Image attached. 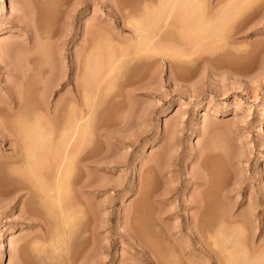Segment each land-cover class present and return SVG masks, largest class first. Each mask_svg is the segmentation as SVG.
Listing matches in <instances>:
<instances>
[{"label": "rangeland", "instance_id": "rangeland-1", "mask_svg": "<svg viewBox=\"0 0 264 264\" xmlns=\"http://www.w3.org/2000/svg\"><path fill=\"white\" fill-rule=\"evenodd\" d=\"M174 1L0 0V264H64L66 256L76 257L87 246L90 252L93 246L99 249L92 256L100 264H223L226 255L246 249L252 240L262 244L259 252L264 251V0ZM41 6L48 14L41 19L44 26H39ZM172 7L175 12L193 8L197 18L205 14L213 27L188 36L176 23L158 28L166 43L180 52L172 57L175 67L170 65L172 58L158 50L151 54L139 49L141 54L133 55L139 61L133 56L116 61L122 70L115 71V85L106 89L91 118L92 124L107 129L89 138L88 149L103 157L89 168L90 177L102 188L98 192L88 187L80 197L71 194V202L88 210L78 216L69 247L66 244L61 252L65 256H51L49 244L37 238L43 218L52 226L55 207L35 183L31 165L16 162L19 144L10 128L20 116L16 109L6 112L7 103L13 94L25 92V103H33L27 105L28 113L40 109L41 87L51 75L47 65L54 61L63 65L64 78L50 95L47 92L48 99L52 109L59 101L64 104L77 68L82 70L77 80L84 78L85 41L89 44L91 39L101 48L109 43L123 47L132 26L140 23H133L139 15ZM104 53L106 62L109 51ZM75 57L81 61L77 68ZM134 81L142 86L134 90ZM126 94L130 98L124 99ZM98 114L103 120L96 118ZM209 150L217 155L203 157ZM109 160L111 169L106 167ZM202 160L210 162L206 161L211 170L199 167ZM50 170L49 165L42 168L46 181L48 176L52 180ZM204 176L213 182L203 186ZM115 183L121 185L114 188ZM197 197L208 200L209 210L206 207L202 214L197 213ZM252 212V228L240 226L239 219ZM222 220L228 227L226 236L220 232ZM85 241L88 245L83 247Z\"/></svg>", "mask_w": 264, "mask_h": 264}, {"label": "bare ground", "instance_id": "bare-ground-1", "mask_svg": "<svg viewBox=\"0 0 264 264\" xmlns=\"http://www.w3.org/2000/svg\"><path fill=\"white\" fill-rule=\"evenodd\" d=\"M177 1L179 3L180 0H176V3H177ZM182 1L183 0H181V4H183ZM188 1L189 0H187V2ZM173 2H175V1L173 0ZM169 4H170V2H169ZM192 5H193V3H192ZM179 6H181V5H179ZM34 7H35V5H34ZM163 7H164V5H163ZM185 7H187V6H185ZM188 7L190 8V5H188ZM196 7H197V4H196ZM41 8H42V6L39 8L41 10V11L39 10V12H40V15H39V19H40L39 26L40 25L44 26L45 23L40 24V23L43 22V20H41V19H42V17L44 19V16L48 17V14L45 15V13H47V12H45L44 8H42V9ZM173 8L174 7H172L168 11H163V9H161V11H154L155 14H154V12L150 11L151 9L150 10L148 9L146 13H143L145 15H143L142 17H140V15L137 18L134 17V18H136L135 19L136 21L134 20L135 22L133 21V23L135 24L137 22V19H138V21L140 20L139 21L140 23L137 22L134 26H132L133 28L131 27L133 30L130 32V35H128L126 37V44L125 45L123 44V47L122 46L120 47L121 49L118 48L119 46H117V48H115L116 46H113L112 43L111 44L109 43V45L106 43L108 46L105 47V45H103L104 48L103 47L101 48L102 44L98 45V44H96L97 42H94V41H93V44H91V42H92L91 39H89L91 41V42L89 41V44H88L87 41H85L84 42L85 44L82 45L83 47H82V53H81V54H85V56L82 57L81 54L79 56V57H82L81 58L82 59V63H83L84 59H85L84 63L85 64L87 63L86 64L87 67H85L84 70H83L84 75L82 74L84 76V78L82 77L81 81L77 80V74H79L80 71H82V70L78 71L79 69L77 67H79L78 65L81 64V61L77 57H75L74 66H76L77 70H75L74 71L75 73H73V74H75V75H73L74 76L73 77L74 81H73V84H72L73 86L68 91L67 100L64 102V104L61 105L60 101L58 100L59 103H56V105L54 103L55 107H54V109H52V106L50 105L51 102L48 99L49 95L51 94L50 92H53L52 91L53 87L56 86V85L61 84L62 79L64 78L63 77V65L57 66V65L53 64L54 61H52V65H50V66H48L49 64L47 65V67L50 68L49 70L51 72V75H49L47 77L46 81H45V78H44L45 82H43L44 84H42V87H41V89L44 92L41 93V96L39 95L41 97V98H39V100L41 101L40 104L43 105V106L40 107V109H37V110L33 111L31 114L28 113V110H29L28 107L30 105H32L33 103L32 104L30 103V105L25 103V101H24L25 97L24 98L22 97V95L25 92H22V94L21 93H17V94L15 93V95L13 94V97L7 103V107L8 108L6 107L7 108L6 112L10 113L11 109L12 110L16 109L18 111V116H20L17 119V121H16L15 127L14 128H10V129H13L12 134L14 133V135L17 137V139H16L18 141L17 144H19L18 145L19 148H17V151L15 150L17 152L16 153L17 154L16 155V157H17L16 162L17 163H23V164L28 163L29 165H31L29 168L30 169H31V167L33 168L32 172H34L33 175H35V177H36L35 180L37 181L35 183H37V185L38 184L41 185L40 188L43 190V193H45V196H47V202H48V199H50L49 202H52V204L55 207L53 213L51 212V215L53 216L52 217V220H53L52 221V226H50L51 224L48 225V219L47 218L44 219L43 218L44 215H41V216L37 215L39 217L36 216L37 218H41L43 216L42 218H43V221H44V224H43V222L40 220L42 222V224H43V225H41L43 230L41 231V233L39 234L37 239L38 240L40 239L42 242H45V243L49 244V248L47 250H49V252H51V256H53L55 253L58 254L57 255L58 257L62 256L60 254H64V252L63 253H61V252H62V250L64 251L66 244L69 242L70 236H72V234H71L72 233L71 232L72 229L75 230L73 227L75 226V223L77 222L76 221L77 218L79 219L78 216L81 215V214L83 215L88 210L86 205H85V207H83L81 203L79 205L78 203H73V201L71 202L70 201L71 194L75 193L74 195L80 197V196L83 195L85 189L88 188V187L94 186L95 187L94 189L96 191H98V192L102 188V184L101 183H96V178L95 177H90L91 175L89 173L90 172L89 168H90L92 162H99V160H100L99 158H103V157H98L97 154L92 153V149L91 150H88V149H90L89 148V138L90 137H94V136L100 137V136H102L104 134V132L102 130H107V129L105 127L104 128L100 127L99 124H95V123L92 124L91 123L92 122L91 118L95 117L93 114H94L95 110L98 109L97 107L102 102V99L104 98V95L107 92L109 86L110 87L113 86V84L115 82V80H114L116 78L115 74L117 73L115 71H117V69H119V67L121 68V63H117V62L118 61L121 62L122 59L125 58V56L126 57L128 56L127 59L131 60L129 58V56L136 55L137 52L139 54H141L139 49H142L145 52L151 50V52H152L151 54H153V50H158L159 53L162 52V54H164V56H163L164 58H166V59H168V58L170 59V57L174 58V56L177 55L176 54L177 51H178L177 47H175L177 49V51L173 47L171 48L168 45L169 43H166L165 36H163L162 33H160V31H159L160 29H158L159 27L163 26L166 23L167 24H171V25H173L172 23H176L178 25V29L181 31V33H185V35H186L187 32L188 33L189 32L193 33V32H195L197 30H206V29H208V27H210V28L213 27V26L211 27V24L207 23V22H211L212 23V21H209L210 19H208V17L205 14L199 15V17L197 18V16L195 15L196 12H195V10H193V8H192L193 12L192 11H190V12L189 11L188 12L185 11L188 8L187 9L185 8L184 11L178 10L179 12L178 11L175 12V10H174L175 8L174 9ZM194 8H195V6H194ZM29 9H30V7H29ZM47 10H48V8H47ZM127 14L128 13H126V15ZM40 16H41V18H40ZM154 16H155V18H154ZM204 18L208 19V21H206V19H204ZM203 19L205 20V22H206V24L208 26L205 23H204V26H203V23H202V25H200L201 24V20H203ZM146 20L149 21V22H147ZM186 20L187 21L189 20V21L187 22ZM169 21H171V22H169ZM185 21H186V23H185ZM190 21H192V22H190ZM128 22H129V20H128ZM127 24L128 23L126 22V24H124V25L126 26ZM130 26H128V27H130ZM174 26H176V25H174ZM202 26H203V28H202ZM205 26H207V27L205 28ZM218 26H220V25H218ZM36 27H37V25H36ZM38 28L39 29L41 28V31H42V27H38ZM109 32L111 34L110 30H109ZM41 33H39V34H41ZM43 33H45V30L43 31ZM188 33H187V36L190 35V33L189 34ZM46 34H48V33H46ZM51 35H53V34H51ZM43 36H45V35H43ZM114 36H113V38H114ZM180 36H182V35H180ZM35 47H36V45H35ZM105 48H106V50H105ZM53 50H54V48H53ZM104 51L105 52L109 51L108 54L111 55V56H109V55L106 54L109 57V58H107V61H106L107 63L105 62V59H103V57L105 58V53L101 54ZM178 53H180V52L178 51ZM52 54H53V51H52ZM181 54H183V53L181 52ZM27 55H30V54H27ZM148 55H150V54H148ZM101 56H102V58H101ZM141 56H143V54ZM17 57H18V54H17ZM26 57H28V56H26ZM37 57H39V56H37ZM137 57H139V56H137ZM181 57L182 56H180L178 58H181ZM50 58H52V57H50ZM53 58H54V56H53ZM98 58H100V61H99ZM133 58L135 59L136 57L133 56ZM173 58H172V62L173 63L171 62L170 65L173 64L172 66L175 67V64H174L175 61H173L174 60ZM39 59H40V57H39ZM39 59H38V62H39ZM136 60H137V58H136ZM139 60H137V61H139ZM28 62H30V61H28ZM47 62H49V60ZM98 62H100V63H98ZM45 63H44V65H45ZM57 64H59V63H57ZM162 64H163V62H162ZM120 70H122V68ZM21 73H23V72H21ZM176 73H178V72H176ZM23 74H25V72ZM30 75H32V74H30ZM133 76H135V75H133ZM21 77L23 78L24 75H21ZM142 80L140 82H142ZM69 81H70V79H68V82ZM135 81L132 82V83L134 84ZM144 82H146V81H144ZM21 84H23V82ZM133 84H132V88L134 90L142 86V84L139 85L140 83H138V85H137V83H135L136 85H133ZM18 87H20V85ZM110 90L111 89H109V92H110ZM20 91H22V89H20ZM128 91L129 92H133L132 90L130 91V89ZM47 92L49 93V95L47 94ZM126 93L129 94L127 91H126ZM43 94H44V96H43ZM127 94H126V96H127ZM114 96H113V99H114ZM129 96L125 97L124 99H128ZM27 105H28V107H27ZM31 111H32V109H31ZM218 112L219 111H217V114H219ZM26 113H28L30 116L27 115ZM23 114H25L26 116H29V117H26ZM16 115H17V113H16ZM102 116H103V114H102ZM102 116H101V114H98V117H96V118L99 121H101V120H103ZM212 149H214V148H212ZM212 151L213 150L207 151L205 153V155H203V157L204 156L206 157L207 155L209 157V155H211L212 153H215V151H213V152ZM202 154H198L197 156L199 158H202L201 157ZM215 155H217V154L215 153ZM211 156H210V158H211ZM203 159H205V158H203ZM202 161H201V166H199V167H203L204 170H206V171L209 170L210 167L207 168V165H208L206 163L207 160H202ZM111 162L112 161L109 160L107 162V164H106V167L111 169V167H113V166L110 165ZM208 163H210V162H208ZM46 165L47 166L48 165L51 166L52 170H50V171L53 172V173H51L52 174L51 175L52 180H50L51 178H50V176H48L49 177L48 181L50 183L48 181H46L47 177H46V179H44V177H42V173H43L42 168L44 166H46ZM104 167L105 166L98 167V168H104ZM39 168L41 170H39ZM197 168H198V166H197ZM27 169H28V166H27ZM198 169L200 170V168H198ZM206 176H208V175H206ZM202 178H203V176H202ZM212 180H214V179H210V178L204 176L203 181L200 182V183L203 186L204 185L206 186L207 184L208 185L211 184L213 182ZM131 184H132V182H131ZM112 185H113L114 188H116L119 185H121V183H115V184H112ZM36 188L38 189V187H36ZM209 194H210V191H209ZM43 196H44V194H43ZM48 196H50L51 198H49ZM79 197H78V200H79ZM197 198H198L197 199V213L206 212L207 211L206 207L208 209V205H209L208 203H206L207 198L205 199V201H202L203 198H201V199H200V197H197ZM50 206L51 205H49V208H51ZM52 209H53V207H52ZM52 209H51V211H52ZM36 213H37V211H36ZM49 213H50V211H48V214ZM254 214L255 213L252 212V213L249 214V216H246L244 218L239 219V222L241 224L240 226H243L245 228H250L251 229L252 228L251 227V223H253V221H254V218H253ZM48 217H50V215ZM230 217H231V214L227 218V221L226 220H225L226 222L224 221V223H227L230 220ZM223 220H222V224H221V222L219 224L220 225V232L223 233V234L225 233V236H226L227 235L226 232H227L228 227H227V224L223 223ZM49 221H51V220H49ZM93 228H94V226H93ZM93 233L91 234V236L94 235ZM73 234H74V232H73ZM256 234L257 233H254V235H256ZM91 236H89L90 240L92 239ZM89 237L87 236L88 242H90ZM37 239H35V240H37ZM87 239H85V240H87ZM220 239H221V237H220ZM81 241H83V240H81ZM94 241L95 240H93V242ZM250 242L251 243L249 244V246L246 245L247 246L246 249L238 251V252H235V253H229L228 255H226V261L224 263L225 264H236L234 262H237V264H260V263L264 264V251L263 252H259V250H260L259 249V244H261V243L255 244L253 242V240L250 241ZM87 243L85 241V243H83V247H85L84 244L88 245ZM68 245L69 244H67V246ZM79 245H81V244H79ZM37 246H38V244H37ZM81 246H79V247H81ZM42 247H43V245H42ZM87 247H85L86 249L84 248L85 250L80 249V251L81 250H83V251L81 253H79V255L76 256V257H75V255H77V254H75L74 256L72 255L70 257L68 255L69 258L66 256V258H64L65 259V263L64 264H76L77 258H79V260H80L78 262V264H95L96 262L100 264L101 260L99 258L95 257L99 253V249L96 250V246H93L94 250L91 248L90 250L92 252H90L88 250L89 248H87ZM73 248L75 249V247H73ZM217 249H219V248H217ZM261 249H263V247ZM88 251H89V254H88ZM260 251H262V250H260ZM70 253H72V252L70 251L69 254ZM65 254H64V256H65ZM94 254H95V256L93 258L92 255H94ZM216 255H217V253H216ZM57 256H55V257H57ZM214 256H212V257L214 258ZM217 256H216V259H214L215 261L216 260L218 261V259H220V258H217ZM61 259H62V257H61ZM222 260L223 259L221 258L220 262ZM60 263L61 262L59 261V264Z\"/></svg>", "mask_w": 264, "mask_h": 264}]
</instances>
